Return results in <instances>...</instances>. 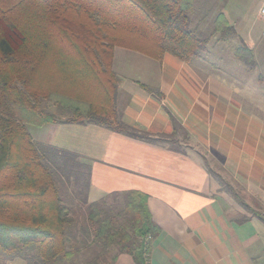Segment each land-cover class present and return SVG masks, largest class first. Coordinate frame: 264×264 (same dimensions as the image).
Returning a JSON list of instances; mask_svg holds the SVG:
<instances>
[{
    "label": "trees",
    "instance_id": "16d2710c",
    "mask_svg": "<svg viewBox=\"0 0 264 264\" xmlns=\"http://www.w3.org/2000/svg\"><path fill=\"white\" fill-rule=\"evenodd\" d=\"M199 16L190 0H0V262L77 264L86 255L87 264H115L128 255L149 264L160 228L146 196L128 192L113 194L112 203H88L90 165L36 142L29 127L96 125L164 143L123 122L115 50L188 63L208 54L214 35L235 36L222 13L210 37L201 36L207 16ZM235 56L256 68L243 42ZM227 191L241 201L231 186Z\"/></svg>",
    "mask_w": 264,
    "mask_h": 264
},
{
    "label": "crops",
    "instance_id": "0c3cea01",
    "mask_svg": "<svg viewBox=\"0 0 264 264\" xmlns=\"http://www.w3.org/2000/svg\"><path fill=\"white\" fill-rule=\"evenodd\" d=\"M257 1L235 18L223 10L235 36L221 41L214 35L208 54L188 63L115 50L123 122L164 143L96 125L29 127L36 142L90 165L88 203H112L113 194L128 192L146 196L160 228L149 264H264V0ZM242 42L254 70L235 56ZM115 264L135 262L120 255Z\"/></svg>",
    "mask_w": 264,
    "mask_h": 264
},
{
    "label": "rangeland",
    "instance_id": "374dc122",
    "mask_svg": "<svg viewBox=\"0 0 264 264\" xmlns=\"http://www.w3.org/2000/svg\"><path fill=\"white\" fill-rule=\"evenodd\" d=\"M197 8L198 11H200V18L203 17L204 14L209 13V17L204 18L202 22L200 21V27H201V36L203 37H210V35L213 32V19L216 15L223 12V10L228 9L230 12L233 13V17L235 18L236 15H243V14H249L255 7L257 0H190ZM256 2V3H255ZM212 14V15H211ZM195 26V25H194ZM216 38H219L218 35H216ZM213 39H211L212 41ZM232 48L230 49V52H232ZM232 54V53H231ZM51 111L55 113V115L59 118H63L66 116V114L60 113L57 111L55 106L50 107ZM209 162H206L208 164ZM210 166V165H209ZM249 213H254L252 212ZM248 214V213H247ZM98 252V250L96 251ZM90 260L89 256H77L75 258V261L77 264H87V261ZM5 263V262H4Z\"/></svg>",
    "mask_w": 264,
    "mask_h": 264
},
{
    "label": "built area",
    "instance_id": "2783aa9c",
    "mask_svg": "<svg viewBox=\"0 0 264 264\" xmlns=\"http://www.w3.org/2000/svg\"><path fill=\"white\" fill-rule=\"evenodd\" d=\"M261 15L264 16V5H263V7L261 8Z\"/></svg>",
    "mask_w": 264,
    "mask_h": 264
}]
</instances>
